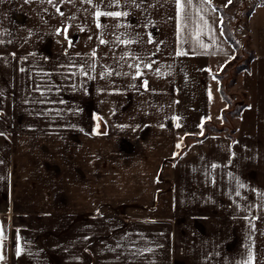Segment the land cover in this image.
Instances as JSON below:
<instances>
[{
  "label": "crops",
  "instance_id": "1",
  "mask_svg": "<svg viewBox=\"0 0 264 264\" xmlns=\"http://www.w3.org/2000/svg\"><path fill=\"white\" fill-rule=\"evenodd\" d=\"M55 1L0 0V264H264V6L233 133L197 134L227 0Z\"/></svg>",
  "mask_w": 264,
  "mask_h": 264
},
{
  "label": "rangeland",
  "instance_id": "2",
  "mask_svg": "<svg viewBox=\"0 0 264 264\" xmlns=\"http://www.w3.org/2000/svg\"><path fill=\"white\" fill-rule=\"evenodd\" d=\"M36 1L38 2L39 0H36ZM43 1H45V0H43ZM263 1L264 0H234L231 4H229L226 8L223 9L224 13H225L223 16V20L226 23V25H228V27L233 31L234 34L238 33V32H240V34H241V36H239V38H237L235 35V39L240 44L239 50L237 52L239 57L237 58V61L234 63V65L230 68L229 72L226 74L228 79L225 81V83H227L226 88H227V86H228V88H230L229 90H227V94H229V96H230L231 103L229 106L228 104H224V102H222V100L220 98L221 94L217 90V87H216V85H217L216 82H214L212 85V87L214 89V90L212 89V97H211L212 100L207 106H206V101H205L203 96H202V98L197 97L193 101L188 100L187 102H190V104H189L190 106L192 104H194L193 111H191L192 116L190 117V121H189L191 123V124H189V128H190V130H193V132H195L197 134H201L204 131V133L207 132L206 134H211L212 132H215L214 131L215 128L219 129V127L224 125L223 128L226 126L227 131L230 132V134L233 133V131H232L233 130V124L231 122V119H233L234 116L228 114V112H227L226 120L224 118L222 119L221 109L224 108V109H227L229 111L230 110L235 111L238 109V108H236L237 105H243L244 104V99H243L244 96H242L241 93H238V90L236 88H232L230 86H234V85H231V81L233 79H236L237 76L239 75V74H236V70H237L239 65L249 63V68H251L252 61L248 62V60H247V59H249L248 58L249 56L247 54V50H248V48H250V46H249L248 35L246 33V29L248 28L247 27V25H248L247 21L249 19L247 17L246 13L250 9L255 10V8L257 6H262L260 3H262ZM66 5H67V10L65 11L67 13L66 15H72L73 0H71V2H68ZM253 13H254V11H253ZM259 15H261V14H259ZM58 38H61V36H59ZM244 79H245L244 81L247 83L248 77L247 78L245 77ZM202 94H203V92H202ZM209 109L211 110V113H213V115L209 116L207 119L214 121V123L216 122L215 124L218 127L217 126L216 127L209 126L208 124H207L208 127L207 126L205 128L203 126L201 127V125L203 123H205V120H207V119H205L206 117L203 116V112L205 110L209 111ZM234 120L235 119H233V122H234ZM191 141H192L191 139L184 140V141H182L183 143L180 146H185ZM180 149H184V148L182 147Z\"/></svg>",
  "mask_w": 264,
  "mask_h": 264
},
{
  "label": "trees",
  "instance_id": "3",
  "mask_svg": "<svg viewBox=\"0 0 264 264\" xmlns=\"http://www.w3.org/2000/svg\"><path fill=\"white\" fill-rule=\"evenodd\" d=\"M233 1L234 0H232V2ZM260 4L262 6H264V1L262 3H260ZM215 9H216V11H218L220 13V16H221V20H222V22H221L222 33H223L224 37L226 38V40L233 46L234 50L236 51V54L234 56V59L232 61H230L226 65V67L224 68V70L222 71V73H220L218 75H215V77L220 81V89L219 90H220L221 97L230 106V103H231L230 96H229V94H227L226 83H224L223 80H224L225 75L229 72L230 68L234 65V63L237 61V58L239 57L238 54H237V52L239 50V45L240 44L235 39V34L233 33V31L228 27V25H226V23L223 20V16L225 14L224 13V10L221 9V8H218V7H216ZM253 11H254L253 9H250L246 13V15H247L248 18L252 15ZM247 54L249 56L248 57L249 59H247L248 62H251V61L253 62L254 59H255V53H254V51L251 50L250 48H248ZM249 69H250L249 68V63H245L243 65H239L238 68H237V70H236V74H240V73H242L244 71H248ZM235 82H236V79H233L231 81V85H234ZM244 107H245V103L243 105H237V107H236V108H238L237 110H235V111H232V110L229 111V110H227V111L223 112L222 118H224L226 120V114H227V112H228V114H230L232 116H236L237 114H239L241 112V110ZM214 131L215 132H221L222 130H219V129L215 128Z\"/></svg>",
  "mask_w": 264,
  "mask_h": 264
},
{
  "label": "snow or ice",
  "instance_id": "4",
  "mask_svg": "<svg viewBox=\"0 0 264 264\" xmlns=\"http://www.w3.org/2000/svg\"><path fill=\"white\" fill-rule=\"evenodd\" d=\"M27 2V0H26ZM49 3H53V0H48ZM86 3L91 4L92 0H85ZM117 2H119V0H117ZM204 2H210V0H204ZM232 2V0H227V3L230 4ZM175 3L177 4L178 10H182L184 7H186L188 4L191 3V0H175ZM55 6V5H54ZM227 6V5H226ZM57 11H59V8H57ZM61 15H63V13H61ZM102 15H108V16H112V17H120L122 14L120 12H108V13H102L97 11L96 12V17L97 19H99L100 16ZM123 15H127V13H123ZM178 15H179V11H178ZM201 19H203V17H201ZM100 25L97 24V27H99ZM195 37L197 38L198 42H199V31H197L196 33H194ZM101 43H104L103 40H101ZM181 54H185V53H177V55H181ZM147 82L145 81V86H146ZM177 147H179V145H177Z\"/></svg>",
  "mask_w": 264,
  "mask_h": 264
}]
</instances>
